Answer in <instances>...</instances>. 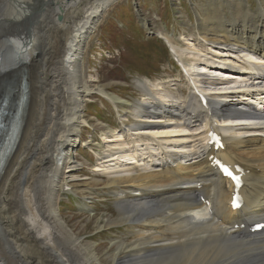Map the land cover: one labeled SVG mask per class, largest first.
Instances as JSON below:
<instances>
[{"label":"bare ground","instance_id":"6f19581e","mask_svg":"<svg viewBox=\"0 0 264 264\" xmlns=\"http://www.w3.org/2000/svg\"><path fill=\"white\" fill-rule=\"evenodd\" d=\"M114 1L0 0V85L20 75V84L26 80L16 140L0 166V264H264V229L250 232L264 222V124L222 130L224 150L206 144V130L217 129L227 114L259 113L250 101L259 95L212 96L203 106L191 87L195 79L210 83L220 67L264 89V67L256 70L251 59L264 60V0L256 9L245 0H227L232 19L219 3L213 16L197 13L195 35L181 40L153 30L179 64L203 76L186 71V90L174 80H138L137 99L110 93L80 66ZM141 21L149 27V20ZM97 94L115 108L120 127L108 129L95 148L83 131L87 103ZM0 109L6 106L0 103ZM86 142L99 156L94 173L105 178L99 189L117 209L113 219L96 220L97 230L125 229L106 260L61 213L63 193H100V178L82 188L74 183L71 154ZM186 147L193 155L171 154ZM212 156L245 171L240 210H232L234 186L218 175Z\"/></svg>","mask_w":264,"mask_h":264},{"label":"rangeland","instance_id":"374dc122","mask_svg":"<svg viewBox=\"0 0 264 264\" xmlns=\"http://www.w3.org/2000/svg\"><path fill=\"white\" fill-rule=\"evenodd\" d=\"M245 1L253 9L257 8L258 0ZM218 3L227 7L225 17L232 19L227 0H115L105 12L104 18L99 22L96 32L87 44L80 66L83 67L87 79L94 81L99 78L103 85L108 86L110 93L122 98H140L137 88L135 89L138 80L163 79L167 82L174 80L186 90V78L173 63V52L170 54L164 41L158 38L153 30L157 29L158 32L162 31L179 40L182 39L181 36L187 34L194 36L195 28L198 26L197 13L205 11L213 16V9ZM143 17L149 20L150 24L147 28L141 21ZM232 57L237 56L232 55ZM212 68L209 69L213 70ZM171 84L174 88L175 84ZM99 96V94L94 95L92 102L87 103L86 118L89 123L84 126L85 131H83L84 140L95 148L103 144V135L108 133L110 128L120 127V118L115 108ZM86 144L87 142L82 143L77 152L71 154L70 163L77 166V169L73 170L74 183L80 184L79 188H82L87 185L83 184L86 181L91 182L100 178L98 180L100 185L96 189L101 194L96 193L92 196L76 190L63 193L61 213L73 229L81 232L80 237L86 240V243L96 245L95 247L100 249L101 257L106 260V250H112L115 242L112 243L113 239L116 240L117 235L121 238L125 229L123 226H107L108 228L97 230L96 220L113 219L117 209L112 203L114 198L105 195V191L101 192L99 189L101 186L103 188L105 181V178L94 173L96 166L99 165V156L94 155ZM83 204L87 206V212L82 211ZM28 222L33 226L31 220ZM82 232L86 234L83 235ZM50 233L47 231L46 235L50 236ZM109 263L110 261L106 264Z\"/></svg>","mask_w":264,"mask_h":264},{"label":"snow or ice","instance_id":"6c2138e0","mask_svg":"<svg viewBox=\"0 0 264 264\" xmlns=\"http://www.w3.org/2000/svg\"><path fill=\"white\" fill-rule=\"evenodd\" d=\"M226 172H228L227 169H225ZM229 175H231V172H228ZM237 207L239 206L238 204L236 205Z\"/></svg>","mask_w":264,"mask_h":264}]
</instances>
